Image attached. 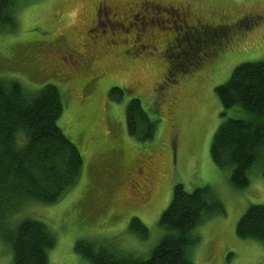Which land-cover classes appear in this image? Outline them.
<instances>
[{
    "label": "rangeland",
    "instance_id": "obj_1",
    "mask_svg": "<svg viewBox=\"0 0 264 264\" xmlns=\"http://www.w3.org/2000/svg\"><path fill=\"white\" fill-rule=\"evenodd\" d=\"M159 4L191 15L172 22ZM15 25L0 32V76L32 91L55 85L58 124L83 157L78 182L60 201H27L5 217L12 226L32 218L53 230L48 264H91L75 250L82 239L149 258L176 184L207 188L218 202L193 231V264H264V242L237 234L246 210L264 205V153L248 185L235 188L232 167L217 166L210 151L223 121L248 116L238 105L222 114L215 88L238 65L264 60V0H19ZM114 87L124 90L120 99ZM133 98L148 121L136 134L126 117ZM147 123L155 129L143 139ZM134 216L146 237L130 229ZM0 264H13L2 237Z\"/></svg>",
    "mask_w": 264,
    "mask_h": 264
},
{
    "label": "trees",
    "instance_id": "obj_2",
    "mask_svg": "<svg viewBox=\"0 0 264 264\" xmlns=\"http://www.w3.org/2000/svg\"><path fill=\"white\" fill-rule=\"evenodd\" d=\"M18 3L0 0V32L15 30ZM215 89L222 114L236 105L248 113L247 117L223 121L210 150L217 166L232 167V186L244 188L249 183V169L264 153V60L238 65L229 80ZM111 93L120 99L124 90L114 87ZM62 113V97L55 85L32 91L19 79L0 76V237L11 246L13 264H48L56 237L41 220L26 218L12 226L5 217L27 201L57 203L82 173V153L58 124ZM126 117L130 133L136 134L139 124L147 120L139 99L130 100ZM154 129L147 123L142 138H150ZM209 194L207 188L188 192L182 184L175 185L160 219L164 235L147 259L118 256L109 244L87 239L77 241L75 250L91 264H193L189 246L198 240L193 231L204 213L218 208ZM130 229L147 236V228L136 216ZM237 234L264 242V205L254 204L246 210L237 224Z\"/></svg>",
    "mask_w": 264,
    "mask_h": 264
},
{
    "label": "flooded vegetation",
    "instance_id": "obj_3",
    "mask_svg": "<svg viewBox=\"0 0 264 264\" xmlns=\"http://www.w3.org/2000/svg\"><path fill=\"white\" fill-rule=\"evenodd\" d=\"M144 3H142V4L144 5ZM159 6H160L159 7L160 8L159 9V12H162L163 11L164 12V15H168V16L172 17V19H171L172 22L173 21H175V22L176 21H180V22L186 23L188 21L190 15H191L190 12L188 11V9L187 10H184L183 8H176L174 6H170L171 9H169V7L163 6L162 4H159ZM140 11L141 12H145V10H140ZM157 11H158V9H157ZM154 14H157V13H154ZM182 16H183V18H182ZM154 19H155V16H154ZM167 19H169V18H163L162 21H166ZM133 20H134L135 23H137V20L138 19L134 16L133 17ZM169 21H170V19H169Z\"/></svg>",
    "mask_w": 264,
    "mask_h": 264
}]
</instances>
